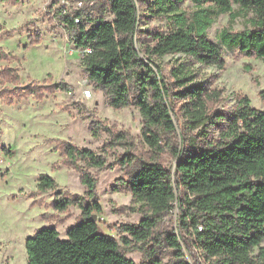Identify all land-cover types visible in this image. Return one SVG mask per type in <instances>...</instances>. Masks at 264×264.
Here are the masks:
<instances>
[{
  "label": "trees",
  "instance_id": "trees-1",
  "mask_svg": "<svg viewBox=\"0 0 264 264\" xmlns=\"http://www.w3.org/2000/svg\"><path fill=\"white\" fill-rule=\"evenodd\" d=\"M185 1L153 0L149 5L152 15L172 22L166 32L140 30L139 5L145 0H109L113 19L91 20L89 27L63 15L76 47L87 49L83 72L106 90L112 107L134 104L143 117L142 135L151 155L135 160L126 153L120 162L129 176L123 185L141 202L145 216L139 224L121 227L137 242L152 239L164 215L178 203L179 223L189 229L199 253L191 248L194 263L186 261L179 235L168 230L164 239L175 250L172 264H203L200 255L208 264H264V110L241 95L231 109L221 107L224 90L212 75L202 72L204 66L225 67L223 45L264 59V0H189L195 6L191 13L182 7ZM222 13H228L231 22L243 15L247 26L241 31L224 27L219 41H212L208 29ZM6 56L1 50L0 59ZM166 56L171 59L163 63ZM19 80L17 68L6 66L0 72V83ZM32 87L36 85L26 86V92L41 97L40 87ZM91 129L93 135L99 134L94 125ZM214 129L219 131L216 137ZM116 137L127 139L124 131ZM166 149L177 159L175 177L158 157ZM63 154L67 165L80 171L91 200L80 198L82 218L68 228L66 239L60 238L55 225L28 236L27 264H137L91 219L102 210L97 182L81 170L79 160L103 168L106 156L70 140L63 145ZM56 183L43 174L39 187L47 190ZM72 202L63 195L53 200V206L64 210ZM183 240L188 243L185 236Z\"/></svg>",
  "mask_w": 264,
  "mask_h": 264
},
{
  "label": "rangeland",
  "instance_id": "rangeland-1",
  "mask_svg": "<svg viewBox=\"0 0 264 264\" xmlns=\"http://www.w3.org/2000/svg\"><path fill=\"white\" fill-rule=\"evenodd\" d=\"M79 1L84 5L95 2L91 7L95 12L113 18L109 0H0V51L7 54L0 59V72L9 66L17 68L20 76L18 84L0 83V264H27L28 236L44 226L55 225L60 238L66 239L68 228L82 218L80 198L91 199L86 196L88 188L81 181L80 171L66 163L63 145L68 140L107 158L103 168L79 160L81 170L97 182V200L102 207L97 222L102 232L114 236L137 264L159 263L156 258L159 264H172L175 250L164 238L168 230H173L179 235L185 260L194 263L192 251L197 254L199 250L193 247L189 229L179 223L178 203L164 215L152 239L137 242L122 230L123 224H139L145 212L140 209L141 202L123 185L129 176L121 158L126 153L135 160L147 158L151 149L142 135L140 110L134 104L112 107L106 90L97 87L82 70L84 49L76 47L70 36L72 30L63 21L65 8L69 13L76 11ZM152 2L145 0L139 5L140 30L168 31L172 22L166 16L152 15L148 9ZM182 7L188 13L195 9L189 0ZM246 26L243 15L231 22L229 14L222 13L208 29V36L218 42L224 27L241 31ZM222 47L225 67L202 68L224 90L220 106L231 109L241 95L264 110V59L244 55L237 48ZM170 59L171 56L164 57L163 63ZM62 82L68 84L67 88L58 85ZM34 85L40 87L41 97L26 92V86ZM92 124L99 130L97 136L93 135ZM120 131L126 132V140L116 137ZM218 133L214 129L212 136ZM178 142L181 145L179 134ZM158 157L175 177L177 159L170 149ZM43 174L55 178L56 185L41 190ZM63 195L73 202L64 210L55 209L53 200ZM125 236L131 239L129 244ZM253 254H258V247ZM200 256L203 264H208Z\"/></svg>",
  "mask_w": 264,
  "mask_h": 264
},
{
  "label": "built area",
  "instance_id": "built-area-1",
  "mask_svg": "<svg viewBox=\"0 0 264 264\" xmlns=\"http://www.w3.org/2000/svg\"><path fill=\"white\" fill-rule=\"evenodd\" d=\"M94 3L95 2H91L90 5H84L82 1H79L77 3V6H76V11H72L71 13H69L68 10L65 8V10L63 12L65 14H70L71 17H74L76 22H80L81 21L85 25H87V27H89L91 25V23L93 22L91 20H96V19L98 20V19H101V18L107 19L104 14H98V12H95L91 8L92 6L95 5ZM77 12H80L79 16L76 15ZM112 16H113V14H112ZM112 19H107V20H112ZM86 50L87 49H84L83 52H85Z\"/></svg>",
  "mask_w": 264,
  "mask_h": 264
},
{
  "label": "water",
  "instance_id": "water-1",
  "mask_svg": "<svg viewBox=\"0 0 264 264\" xmlns=\"http://www.w3.org/2000/svg\"><path fill=\"white\" fill-rule=\"evenodd\" d=\"M97 218H98V213H93L92 216H91V219L93 221H97Z\"/></svg>",
  "mask_w": 264,
  "mask_h": 264
}]
</instances>
